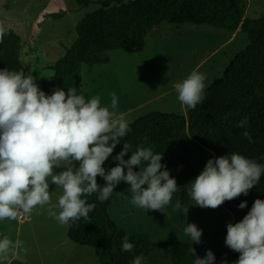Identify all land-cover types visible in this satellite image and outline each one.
I'll list each match as a JSON object with an SVG mask.
<instances>
[{"label":"clouds","instance_id":"9594fccd","mask_svg":"<svg viewBox=\"0 0 264 264\" xmlns=\"http://www.w3.org/2000/svg\"><path fill=\"white\" fill-rule=\"evenodd\" d=\"M9 29L0 24V42ZM206 76L192 71L175 85L179 102L195 109L204 97ZM110 106H101L99 95L86 99L71 87L65 92L56 88L46 94L36 78L24 71L0 70V221L16 220L21 213L30 216L34 210L44 209L60 225L70 226L89 213L95 203L87 197L96 194L103 203L121 181L130 187V203L138 209L164 212L170 205L178 185L162 161V153L138 147L130 152L124 142L113 159L114 167L105 170L104 163L112 155L121 138L131 131L123 113H118V97L110 93ZM248 118L237 122V127L250 143ZM134 166L139 171H134ZM126 169V171H125ZM264 175V164L233 152L215 159L209 158L203 170L190 181L188 195L194 206L216 209L225 201L247 195ZM103 178L104 185L97 182ZM51 185L62 189L53 203ZM189 205V204H188ZM188 205L176 200L172 210L185 216ZM246 207V201L237 206ZM39 214V212H37ZM224 243L239 253L235 264H264V199H255L250 210L235 223H227ZM191 243H200L202 230L194 223L184 228ZM16 250L27 253L24 242L9 236L0 239V262L11 255L21 259ZM121 250L134 251L126 235ZM142 255L131 264H144ZM215 256L207 250L204 257H196L194 264H214Z\"/></svg>","mask_w":264,"mask_h":264},{"label":"rangeland","instance_id":"374dc122","mask_svg":"<svg viewBox=\"0 0 264 264\" xmlns=\"http://www.w3.org/2000/svg\"><path fill=\"white\" fill-rule=\"evenodd\" d=\"M92 1L78 7L74 0H0V24L19 35L20 61L29 68L39 88L42 77L52 73L45 66L60 57L76 39V23L99 7L97 0ZM242 1L243 17L256 19L264 15V0ZM231 33L207 24L163 22L146 35L142 50L128 53L113 49L108 51L104 63L82 64L81 82L74 87L86 99L99 95L101 106H110V93L115 92L118 113H123L129 123L153 111L185 115L188 108L179 102L175 85L194 70L205 74V88L220 77L235 54L249 42L242 29L229 39ZM209 158L214 159V154L202 148L192 157L187 173L176 161H161L178 185L165 213L133 207L130 186L121 181L110 195L107 209L110 219L126 233L138 234L152 243L171 238L186 244L194 256L191 264L197 256L204 257L207 250L213 252L214 264H231L233 252L224 243L226 225L232 223L231 213L222 206L216 209L194 206L188 195L189 182L203 170ZM185 176H189L188 198L183 202ZM50 191L52 202L56 203L62 189L50 182ZM177 199L183 205L189 204L185 216L172 210ZM19 218L0 221V239L7 235L13 241H23L28 251L25 254L16 250L21 259L9 255L0 264H100V249L69 239L67 225L50 218L46 207L34 210L28 217L21 213ZM187 223H194L202 230L200 243H191L185 235ZM147 262L173 264L161 248L151 250Z\"/></svg>","mask_w":264,"mask_h":264},{"label":"trees","instance_id":"16d2710c","mask_svg":"<svg viewBox=\"0 0 264 264\" xmlns=\"http://www.w3.org/2000/svg\"><path fill=\"white\" fill-rule=\"evenodd\" d=\"M74 1L78 7L93 2ZM95 3L99 7L76 23V39L60 57L45 66L52 72L41 79L40 89L46 94L56 88L67 92L76 86L81 81V65L106 62L110 50L122 49L128 53L142 50L146 35L163 22L207 24L231 32L240 28L249 39L222 75L205 88V99L195 109H188L186 115L153 111L130 122L131 131L121 138L104 163L106 171L116 165L113 157L121 151L124 142L130 145L125 159L138 147H148L154 153H162V161H176L186 173L192 157L202 148L212 152L214 159L235 152L264 164V15L256 19L243 17L242 0H97ZM21 45L19 35L9 30L0 42V70L29 74V68L19 58ZM245 117L252 143L243 137L245 129L237 127V122ZM133 170L139 171V167L134 166ZM188 179L185 176L183 202L188 198ZM97 182L101 186L105 183L101 177H97ZM257 198L264 199V175L246 196L242 194L221 206L231 213L235 223L247 214ZM87 201L96 204L89 213V221L81 218L67 226V236L79 245L99 248L100 264H131L138 255L148 264V253L157 248L163 249L173 264L193 262L194 256L184 243L169 238L156 244L123 231L107 213L110 197L100 203L93 194ZM241 201H246L243 209L237 207ZM126 235L134 245L132 252L121 250ZM232 252L231 264H235L239 253Z\"/></svg>","mask_w":264,"mask_h":264},{"label":"crops","instance_id":"0c3cea01","mask_svg":"<svg viewBox=\"0 0 264 264\" xmlns=\"http://www.w3.org/2000/svg\"><path fill=\"white\" fill-rule=\"evenodd\" d=\"M4 3H5V2H3L2 4H4ZM7 6H8V4L5 5V8H7ZM238 29H239V28H237L234 32L231 33V36H230L229 39H231V38L235 35V33H236V31H237ZM229 39H228V40H229ZM44 69H46V68H44ZM48 70H49V69H48ZM80 82H81V81H80ZM80 82H79L78 84H80ZM78 84H77V85H78ZM185 115H186V114H185ZM25 216H26V215H25ZM27 217H28V216H27ZM21 218H23V217H21ZM21 218L18 217L19 220H20Z\"/></svg>","mask_w":264,"mask_h":264}]
</instances>
